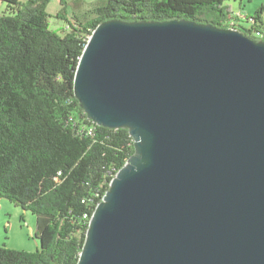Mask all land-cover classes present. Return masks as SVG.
I'll return each instance as SVG.
<instances>
[{
	"label": "water",
	"instance_id": "obj_1",
	"mask_svg": "<svg viewBox=\"0 0 264 264\" xmlns=\"http://www.w3.org/2000/svg\"><path fill=\"white\" fill-rule=\"evenodd\" d=\"M75 95L135 155L78 264H264V42L193 21L98 25Z\"/></svg>",
	"mask_w": 264,
	"mask_h": 264
},
{
	"label": "trees",
	"instance_id": "obj_2",
	"mask_svg": "<svg viewBox=\"0 0 264 264\" xmlns=\"http://www.w3.org/2000/svg\"><path fill=\"white\" fill-rule=\"evenodd\" d=\"M50 1L0 0V198L36 215L41 243L36 253L0 247V264H78L96 207L135 155L129 129L94 123L75 95L98 25L185 20L264 42V6L246 29L235 0H96L73 19L58 14L63 36L50 26Z\"/></svg>",
	"mask_w": 264,
	"mask_h": 264
},
{
	"label": "rangeland",
	"instance_id": "obj_3",
	"mask_svg": "<svg viewBox=\"0 0 264 264\" xmlns=\"http://www.w3.org/2000/svg\"><path fill=\"white\" fill-rule=\"evenodd\" d=\"M63 1L65 4H62L61 0H51L47 8L51 28L62 36L67 31V21L57 19L60 12L67 15L68 19H73L74 14L91 10L96 3V0ZM80 3L82 6L76 7ZM229 4L235 13L234 16L242 22V26L250 29L252 23L247 19L254 16L264 6V0H235ZM36 219L33 213L22 210L21 207L5 198H0V247L29 253L41 250V243L35 238Z\"/></svg>",
	"mask_w": 264,
	"mask_h": 264
}]
</instances>
